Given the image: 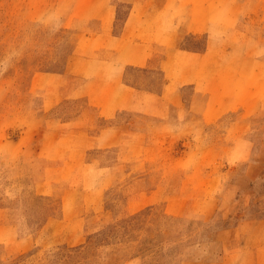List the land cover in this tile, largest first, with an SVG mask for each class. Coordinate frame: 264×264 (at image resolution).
I'll return each instance as SVG.
<instances>
[{
    "label": "rangeland",
    "instance_id": "obj_1",
    "mask_svg": "<svg viewBox=\"0 0 264 264\" xmlns=\"http://www.w3.org/2000/svg\"><path fill=\"white\" fill-rule=\"evenodd\" d=\"M0 264H264V0H0Z\"/></svg>",
    "mask_w": 264,
    "mask_h": 264
},
{
    "label": "crops",
    "instance_id": "obj_2",
    "mask_svg": "<svg viewBox=\"0 0 264 264\" xmlns=\"http://www.w3.org/2000/svg\"><path fill=\"white\" fill-rule=\"evenodd\" d=\"M136 5H139V6L137 7ZM144 8L145 6L141 2L131 3L126 13L127 16L124 20L125 22L122 28V33L120 34V36H118L119 34L116 35L117 40L120 38L123 39L124 33L126 34L129 32L128 34H130L129 36H132V39H133L132 41L134 43L132 47L136 49V52L133 54L127 55V53H124L125 49H123V52L120 53V55L117 56L116 58L118 60H122L125 65H133V66H139V67L141 66L155 67V68H159L162 70L164 69V71L166 72V70L168 69L169 60L172 57V53L176 55V52L172 50L171 52L169 51L168 46L170 47V45H173L176 42L177 38L182 33L187 31L189 28L194 27V26L202 27V25L191 24L190 27H185L184 25H179L173 22V27L174 29H177V30H174V33L170 41L171 43L166 42L165 39L150 41L148 43V42H145L143 39H140L138 37L139 35V32H137L138 30L134 29V27L136 26H145L146 23L149 22L148 20H145L148 14L146 15L147 13L146 9L143 11ZM148 27H151V25H149ZM131 29H133L132 33L130 32ZM173 39H175L174 43H172ZM159 49H161V51H159ZM200 55H202L203 57L206 56L205 53L200 54ZM111 64L114 65L115 63L112 62ZM178 77L181 78L180 74H178ZM188 80L189 78L187 79L186 82L190 83V81ZM165 85H166V82H165ZM125 90H128V89H125Z\"/></svg>",
    "mask_w": 264,
    "mask_h": 264
}]
</instances>
